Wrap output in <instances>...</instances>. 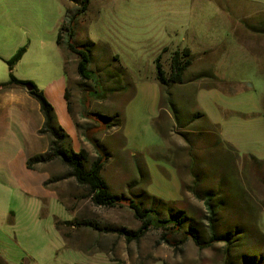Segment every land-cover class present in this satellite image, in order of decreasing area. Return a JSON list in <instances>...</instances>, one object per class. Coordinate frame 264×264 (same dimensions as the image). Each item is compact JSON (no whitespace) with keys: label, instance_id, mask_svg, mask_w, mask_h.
Returning <instances> with one entry per match:
<instances>
[{"label":"rangeland","instance_id":"374dc122","mask_svg":"<svg viewBox=\"0 0 264 264\" xmlns=\"http://www.w3.org/2000/svg\"><path fill=\"white\" fill-rule=\"evenodd\" d=\"M77 8L69 0H0V86L11 80L8 61L25 48L13 75L44 93L75 152L85 149L95 160L90 139L106 149L109 161L103 176L112 194L142 197L147 207L153 202L163 205L167 209H161L163 214L174 209V214L186 218V227L192 225L208 239L205 204L187 188L194 182L187 135L195 144L199 190H215L228 173L227 199L238 200L246 221L264 234V183L257 170L233 155L206 122H190L197 87L189 84L198 75L216 72L242 83L239 94L221 99V105L249 114L254 104L263 103L264 0L92 1L77 22L75 40L92 54L91 69L104 85L103 96L90 102L86 97L95 89L94 83L78 77L76 57L69 56L65 66L57 43L68 12ZM185 49L190 50L193 64L185 74L186 84L172 88L185 126L175 127L173 119L168 124L164 113L159 121L167 122L166 128L159 129L155 123L160 102L157 59L170 74L172 56ZM208 83L231 90L218 81ZM67 87L72 115L67 111ZM28 107L32 108L18 102L3 111L11 124L2 125L0 136L1 264H224L222 243L199 249L192 240L180 244L181 234L164 229H152L139 241H128L123 231L135 233L142 227L133 211L128 206H96L60 162L38 165L37 173L29 172L25 161L44 153L42 143L48 147L49 142L39 135L42 143H35L30 131L25 132L23 117ZM10 109L15 110L14 116ZM86 109L112 120L118 117V124L110 130L98 127L85 115ZM260 121L264 122L263 111L226 120L231 133L239 137L246 133L252 139L255 152L264 160L256 127ZM17 160L25 177L21 183L9 172ZM220 217L222 223L236 220L233 210ZM170 236L176 245L165 241ZM257 243H248L238 253L252 248L264 251Z\"/></svg>","mask_w":264,"mask_h":264},{"label":"trees","instance_id":"16d2710c","mask_svg":"<svg viewBox=\"0 0 264 264\" xmlns=\"http://www.w3.org/2000/svg\"><path fill=\"white\" fill-rule=\"evenodd\" d=\"M69 1L75 2L78 8L74 12H68L66 20L60 29L57 43L65 55V66L67 67V60L69 59V56L76 57L78 62V77L84 82L94 83L95 89L90 91L88 93L89 96L86 97L87 101L90 102L91 100L99 99L103 96L104 85L102 84L100 77L96 75L94 70L91 69L93 60L92 54L83 46L76 43L75 40L77 35V22L88 12L90 4L95 0ZM25 53L26 49L22 48L10 61H8L10 66L11 80L1 85V88L22 87L26 89V85L28 83L33 84L31 82H23L13 75L14 67L22 60ZM190 56L189 49H185L182 53L176 51L172 56L170 74L165 73L160 63V59H157V83L160 87V114L158 117L157 126L159 125L161 116H163L166 111L170 112L173 116L176 127L183 128V126H185L182 125V112L177 109L173 102L172 88L176 85L186 84L185 74L193 64ZM200 78H208L214 81L217 80V77L212 73H204L196 77V79ZM29 94L40 105V110L44 117V123L38 134L48 139L49 146L46 152L28 159L26 165L28 170L35 171L38 165L60 162L65 168H67L68 176L73 178L81 188H84L88 191L89 196L96 206L108 208L128 206L133 211L136 219L142 223L141 229L135 233L123 231L127 237V240L130 242L139 241L143 236H145L147 232L152 229H164L171 231L174 234H181L182 239L180 244H184L186 241L192 240L199 249L212 248L215 244L222 243L224 245L225 251L224 264H264V251L258 250L257 248H252L245 253H238V251L244 248V246H246L248 243L252 244L258 242L257 244L262 245L261 248H263L264 234L258 231V229H255V227H253L254 225H251L249 221H246V218L241 214L242 207L238 200L234 199L233 201H229L227 199V189L230 188L229 182L231 181L228 173L225 172L226 176L224 175L223 181H221L215 190L209 192H201L199 190L200 179L196 173V164H194L195 159L197 158H195L193 153V147L195 144L190 137L184 135L185 141L188 143L190 149L189 153L192 157L190 166L191 174L194 177V182L187 188L196 197V199L204 202L205 204L209 220L208 239H204L199 231L194 229L192 225L186 227V218H184V216L174 214V209H169L168 213L163 214V210L161 211V209L167 210L163 205H157L155 202H153L151 206L147 207L146 202L142 197L125 199L113 195L103 176L104 168L109 161L106 149L96 140L90 139L91 143L96 149L97 158L95 160H90L89 153L85 149L75 152L72 148L69 135L66 134L65 130L58 124L55 109L47 100L44 93L40 91L36 85H34V89L29 91ZM70 97L71 89L67 87L65 98L68 104V111L72 115ZM85 111L87 112L88 109ZM85 115L90 117V119H93L97 123L98 127L100 126L108 130L112 129L113 125L115 126V123L118 122V117L112 120L111 118L99 114L95 115L89 114L87 112ZM200 120L206 122L219 137L220 127L212 124L205 114H203L201 111H197L191 115L190 122H196ZM117 124L118 123H116V125ZM76 126L79 128L77 123ZM86 134L87 138L89 139L91 137L89 135V131H87ZM220 142L223 143V145H225L233 155L240 157L231 146L227 145L221 140ZM242 158L244 162L257 170L258 177L261 179V182L264 183V160H259L254 156H244ZM261 175L263 178L260 177ZM47 185L48 183L46 186ZM234 189H236V187ZM239 196V194L235 195L236 198ZM153 198L157 197L153 196ZM159 202L160 204L165 203V201L162 199H159ZM231 210H233V212L236 214L235 222L233 220H229L227 223H222L220 216L225 215ZM165 241L168 244L176 245L173 237L171 236L165 237ZM239 254L241 255L239 256ZM236 255L237 259L239 260H236Z\"/></svg>","mask_w":264,"mask_h":264},{"label":"crops","instance_id":"0c3cea01","mask_svg":"<svg viewBox=\"0 0 264 264\" xmlns=\"http://www.w3.org/2000/svg\"><path fill=\"white\" fill-rule=\"evenodd\" d=\"M221 53L228 54V53H235V52L223 51ZM206 73H212V72H206ZM212 74H214L217 77V80L215 81H218L220 84L229 86L231 90L228 91L218 86H209L208 82H212V81L215 82V81L208 79V78L195 79V81L189 83L191 86L197 87L194 93V98H192V102L194 105L193 108H195L196 111H197V107L200 108L202 113L206 115V117L209 119V121L212 124L220 127L219 139L222 142L226 143L227 145L231 146L241 158L244 156H254L259 160H263L262 159L263 156H260L259 154L255 152L254 143L252 139L246 136V133H243V137H239L237 132L231 133L230 128L228 127L229 122H226V120L233 119V118L239 119L240 115L249 116L252 113L254 115L255 113L257 114L260 113L261 111L264 112V100L262 104L260 103L259 105L257 103L254 104L252 108V112L249 114H245L244 112H242L244 111V109L242 108H233L231 106H223L220 104L221 99L225 97H231L234 95L236 96L237 94H239L238 89L242 83L235 81L233 78L229 76L217 74L216 72ZM202 85H208V86H202ZM18 102H20V104L24 103L26 106H29V105L32 106V108L29 109L28 107L26 109V114L23 117V126L26 130L25 132L30 131V133L32 134L31 137L33 141H35V143L36 142L42 143V141L40 140V136L38 134L39 130H41L43 123H44V117L41 113L40 105L33 97L30 96L29 91L22 87H16V88H1L0 87V136H1L2 129H3L2 125L11 124L10 122L8 123L6 115L3 114L5 107H9L13 105L16 106ZM67 111H68V104H67ZM165 113L167 114L166 118L168 120V124H171L170 121L173 119V116L168 111H166ZM159 114H160V109H159L158 117H159ZM10 115L14 116L15 110L10 109ZM158 117L155 119L156 124L158 121ZM165 123L167 122H164V124H162L159 121V125H158L159 129L160 127L166 128ZM256 127L260 135V138L262 139L263 145H264V122L260 121L259 125H256ZM23 140L25 141V144L28 145V141H26V139H23ZM42 146L46 148L45 150L46 152L48 147L44 145L43 143H42ZM31 157H28L27 160L25 161L26 169H27V166H26L27 161ZM28 171L37 173L36 171H32V170H28ZM9 172L13 180H17L18 182L20 181L21 183V181L25 179L24 173L21 171V165H20L19 160L11 163ZM41 175L42 177L40 178V181H41V184L43 185L45 182V177L43 174Z\"/></svg>","mask_w":264,"mask_h":264},{"label":"water","instance_id":"95a60500","mask_svg":"<svg viewBox=\"0 0 264 264\" xmlns=\"http://www.w3.org/2000/svg\"><path fill=\"white\" fill-rule=\"evenodd\" d=\"M26 89H27L28 91H32V90L34 89V85L28 83V84L26 85Z\"/></svg>","mask_w":264,"mask_h":264}]
</instances>
